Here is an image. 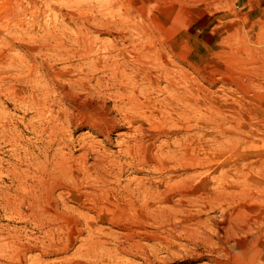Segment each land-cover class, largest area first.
<instances>
[{"label":"rangeland","instance_id":"rangeland-1","mask_svg":"<svg viewBox=\"0 0 264 264\" xmlns=\"http://www.w3.org/2000/svg\"><path fill=\"white\" fill-rule=\"evenodd\" d=\"M195 1L0 0V264H215L135 213L163 182L206 193L264 164V0ZM136 9L176 45V96L141 86ZM187 144L207 166L169 170Z\"/></svg>","mask_w":264,"mask_h":264},{"label":"bare ground","instance_id":"bare-ground-1","mask_svg":"<svg viewBox=\"0 0 264 264\" xmlns=\"http://www.w3.org/2000/svg\"><path fill=\"white\" fill-rule=\"evenodd\" d=\"M183 1L192 3L193 0ZM132 15L137 16L140 24L136 26L138 28L134 29V33H129L131 35L126 41H129L134 47L133 59L135 62L133 63L138 65L136 72L137 77L143 82L141 84L142 88L148 87L152 78L157 81L163 79L167 83L166 88L172 92L173 96L178 95L182 81L174 82L176 73L167 69L170 66V55L177 56L179 54L176 51V45L163 40V34L155 30V20L151 16L148 17L147 11L136 9L132 11ZM186 83L185 92L187 93L191 91V84ZM187 145L179 154L170 156L169 161L172 165L167 167L169 170L172 166H174L173 168L176 166L181 171L192 172L197 168L207 166L211 159L200 158L192 145ZM56 163L50 164L49 168L62 165ZM160 167L162 168V166ZM235 171L236 175H234L232 181L224 180L223 182L224 177L227 176L223 173L220 176L222 182L217 184L216 188L206 191V193H202L199 188L192 186L191 180L193 177L187 174L182 180L178 178L179 181L163 182L158 191L145 199L142 198L141 206L135 212L136 216H142L147 226L158 231L160 229H170L172 231V229L174 230V224L181 223L184 229V232H182L183 239L194 250H203L209 256L215 257V264H264V164L260 165L259 162L258 165L255 163L249 166L248 164L245 169H235ZM50 172L54 174V179H58V177L64 176L66 171L54 172L52 170ZM252 173L258 176V181L252 178ZM231 189L233 191H230ZM90 197H87L90 199L89 202H97L102 199L105 205L110 204L109 195L104 198L99 195H91ZM173 198H176V200H173ZM191 208H195V211L191 212L189 210ZM218 209L224 214V220L220 223L216 222V232L209 234V224L206 221H201V219ZM210 221L208 220V222ZM198 259H201V257L196 258V260Z\"/></svg>","mask_w":264,"mask_h":264}]
</instances>
